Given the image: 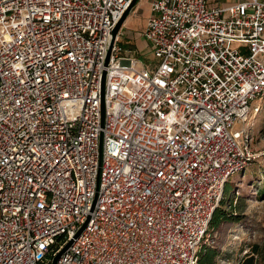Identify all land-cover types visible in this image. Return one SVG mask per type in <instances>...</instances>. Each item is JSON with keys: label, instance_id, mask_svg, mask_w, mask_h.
<instances>
[{"label": "built area", "instance_id": "1", "mask_svg": "<svg viewBox=\"0 0 264 264\" xmlns=\"http://www.w3.org/2000/svg\"><path fill=\"white\" fill-rule=\"evenodd\" d=\"M131 1L0 0V264H198L257 156L264 2L149 0L106 65Z\"/></svg>", "mask_w": 264, "mask_h": 264}, {"label": "rangeland", "instance_id": "2", "mask_svg": "<svg viewBox=\"0 0 264 264\" xmlns=\"http://www.w3.org/2000/svg\"><path fill=\"white\" fill-rule=\"evenodd\" d=\"M148 14L149 0H137L122 28L121 39L125 46L136 47L133 37L141 40ZM143 46L137 55L139 68L154 63L147 44ZM255 103L260 105V110L249 117L246 129L251 149L257 156L243 172L230 178L226 196L232 198L234 213L218 229H210L202 244V247L214 248L219 253L215 264H239L251 245L264 244V196L260 197L258 192L264 191V97ZM241 127L242 124H237L234 129Z\"/></svg>", "mask_w": 264, "mask_h": 264}, {"label": "trees", "instance_id": "3", "mask_svg": "<svg viewBox=\"0 0 264 264\" xmlns=\"http://www.w3.org/2000/svg\"><path fill=\"white\" fill-rule=\"evenodd\" d=\"M228 192L225 186L224 194L219 202V205L215 208L211 221L209 224V230H216L219 228L227 218L233 215L232 198L226 196ZM260 197L264 196V191H258ZM219 256V253L214 248L201 247L199 252L198 264H215V258ZM239 264H264V244L263 245H251L249 253H246L244 259Z\"/></svg>", "mask_w": 264, "mask_h": 264}, {"label": "water", "instance_id": "4", "mask_svg": "<svg viewBox=\"0 0 264 264\" xmlns=\"http://www.w3.org/2000/svg\"><path fill=\"white\" fill-rule=\"evenodd\" d=\"M137 0H132L131 3L129 4L128 8L126 9V11L124 12V14L122 15L121 19L118 21V23L115 25V27L113 28L111 34H110V39H109V45H108V51H107V55H106V60H105V64H108V60H109V55H110V50L111 47L113 45V42L115 40L116 35L118 34V32L123 28L124 22L126 21L128 15L131 13L134 5L136 4ZM104 76L102 78V83H101V97H102V120H103V114H104V108H103V92H104ZM84 226L78 231V233L76 234L75 238L79 235V233L83 230ZM71 242L68 243V245H66L65 249L69 246ZM59 255H57L54 260L52 261V264L56 263V260L58 259Z\"/></svg>", "mask_w": 264, "mask_h": 264}, {"label": "crops", "instance_id": "5", "mask_svg": "<svg viewBox=\"0 0 264 264\" xmlns=\"http://www.w3.org/2000/svg\"><path fill=\"white\" fill-rule=\"evenodd\" d=\"M141 33H142V32H141ZM133 40H134V42L136 43V44H135L136 47H135V46H133V47H135L138 51H141V49L144 47L143 44L146 46V43H145V41L142 39V37H141V40H140V39H136V38L133 37ZM139 41H141V42H139ZM137 42H139V43H137ZM142 46H143V47H142Z\"/></svg>", "mask_w": 264, "mask_h": 264}]
</instances>
